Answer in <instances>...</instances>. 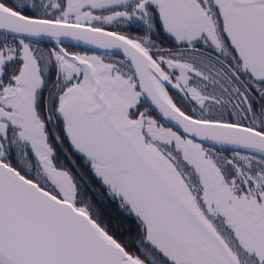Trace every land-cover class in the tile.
I'll use <instances>...</instances> for the list:
<instances>
[{
	"label": "snow or ice",
	"instance_id": "obj_1",
	"mask_svg": "<svg viewBox=\"0 0 264 264\" xmlns=\"http://www.w3.org/2000/svg\"><path fill=\"white\" fill-rule=\"evenodd\" d=\"M0 264H264V0H0Z\"/></svg>",
	"mask_w": 264,
	"mask_h": 264
}]
</instances>
